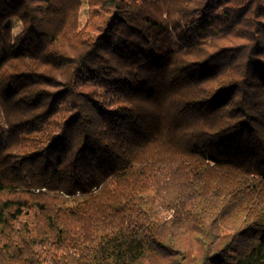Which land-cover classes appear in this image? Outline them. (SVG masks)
Segmentation results:
<instances>
[{"label":"trees","instance_id":"16d2710c","mask_svg":"<svg viewBox=\"0 0 264 264\" xmlns=\"http://www.w3.org/2000/svg\"><path fill=\"white\" fill-rule=\"evenodd\" d=\"M0 264H264V0H0Z\"/></svg>","mask_w":264,"mask_h":264},{"label":"rangeland","instance_id":"374dc122","mask_svg":"<svg viewBox=\"0 0 264 264\" xmlns=\"http://www.w3.org/2000/svg\"><path fill=\"white\" fill-rule=\"evenodd\" d=\"M82 3L84 6H86L87 4V0H82ZM87 10H88V6H87ZM8 24L12 27L14 35H18L21 30H22V23L21 21L17 18L15 19H11ZM228 30V26L226 27H221V26H216L214 28L208 29L203 31L202 33H198L197 36L201 39H206V38H212V37H216L219 35L224 34L226 31ZM179 46V45H178Z\"/></svg>","mask_w":264,"mask_h":264}]
</instances>
